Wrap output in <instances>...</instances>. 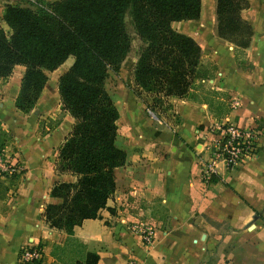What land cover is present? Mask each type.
I'll use <instances>...</instances> for the list:
<instances>
[{
	"label": "crops",
	"instance_id": "1",
	"mask_svg": "<svg viewBox=\"0 0 264 264\" xmlns=\"http://www.w3.org/2000/svg\"><path fill=\"white\" fill-rule=\"evenodd\" d=\"M240 14L252 31L242 49L214 34L212 18L204 25L199 19V33L189 34L201 48L190 86L182 96L161 97L152 105L155 113L134 91L133 64L126 77V64L119 65L123 78L106 90L118 111L114 143L124 162L113 169L114 190L99 215L83 219L70 234L49 226L41 213L45 203L60 201L49 194L51 185L74 179L55 169L73 118L64 110L58 125L40 131L38 123L60 110L57 77L71 62L46 71L26 111L14 105L24 66L15 64L0 78V127L10 133L3 146L20 165L16 174L0 175V264H19L16 254L25 243L42 249L33 264H57L67 236L74 263L86 251L107 250L132 264H264V0H249ZM206 50L212 64H200ZM225 120L256 127L257 149L231 167L216 161L204 180L200 166L207 151L198 130ZM131 221L151 226L150 243L127 229Z\"/></svg>",
	"mask_w": 264,
	"mask_h": 264
},
{
	"label": "trees",
	"instance_id": "2",
	"mask_svg": "<svg viewBox=\"0 0 264 264\" xmlns=\"http://www.w3.org/2000/svg\"><path fill=\"white\" fill-rule=\"evenodd\" d=\"M32 8L6 2L0 24V78L15 64L24 66L16 108L26 111L36 101L47 78L68 56L71 63L57 77L60 110L40 120L39 127L58 125L66 110L73 118L57 148L55 169L74 176L55 181L49 194L59 202H47L43 220L66 234L85 218L97 217L114 190L113 169L124 162L116 146L118 111L104 81L116 72L131 49L127 16L139 39L132 68L134 91L153 93L150 111L161 97L182 96L199 64L197 41L174 29L173 20L196 19L200 0H30ZM249 0H213V32L235 49L246 47L251 26L240 14ZM10 133L0 127V148ZM14 175V174H12ZM120 249H122L120 247ZM119 252L86 251L74 264H125Z\"/></svg>",
	"mask_w": 264,
	"mask_h": 264
},
{
	"label": "built area",
	"instance_id": "3",
	"mask_svg": "<svg viewBox=\"0 0 264 264\" xmlns=\"http://www.w3.org/2000/svg\"><path fill=\"white\" fill-rule=\"evenodd\" d=\"M202 138V149L207 151V157L200 166L202 179H209L215 172V162L223 161L228 167L233 166L242 158L252 155L257 149L258 129L256 127H241L233 121L214 122L204 129L198 130ZM200 148V149H201ZM20 171L16 159H12L6 148H0V175H12ZM127 229L136 233L143 243H150L153 238L150 225L141 221H131ZM42 249L37 243L22 244L16 254L19 264H33L40 260ZM125 264H132L128 261Z\"/></svg>",
	"mask_w": 264,
	"mask_h": 264
},
{
	"label": "rangeland",
	"instance_id": "4",
	"mask_svg": "<svg viewBox=\"0 0 264 264\" xmlns=\"http://www.w3.org/2000/svg\"><path fill=\"white\" fill-rule=\"evenodd\" d=\"M46 1H51V0H46ZM6 2L15 3L18 5H27V6H30L32 8L35 7V3L33 1H30V0H0V24L2 25V27L5 30H7V26L1 20V15H2L3 6ZM200 18L203 21L202 25H204L205 22H209L211 18L213 20V0H200L199 17H197L194 21H188V20L186 21L185 19L178 20V21L173 23V28L176 30L184 31V32H186V34L197 35V33H199V31L197 30L198 31L197 32L195 30V25L200 26V24H199ZM194 22H197V24H195ZM125 23H126V28H127L128 32L131 36V49L128 52V54L120 62V64H126L125 67H123V69L121 70L123 76L126 77L127 71H128V66H130V64L134 65V61L136 58V54H135L136 52L135 51H136L137 46L139 44V39L133 33L130 21H129L127 16L125 17ZM196 39L198 40V38H196ZM240 56H241V54L236 55V57H240ZM201 60H202V62L200 64H212L211 61L209 60V57H208V50L204 51V56H202ZM71 61H72V57L68 56L64 60V62H62V64L68 65ZM132 68H133V66L131 67V70H132ZM122 78L123 77H121L117 72L109 71L108 75L104 81L105 88H107L110 92H112L111 90H114L113 85H116V83L117 84L120 83V79H122ZM130 86H132V85H130ZM152 97H153V93L142 91V98L143 99H146L148 102L153 103ZM47 125H44V126H47ZM39 130L41 131V128H39ZM66 239L70 243H67V247H65V248L63 247L62 249L59 250L60 260L58 261L57 264H74V243H72V241H71L72 237L67 236Z\"/></svg>",
	"mask_w": 264,
	"mask_h": 264
}]
</instances>
